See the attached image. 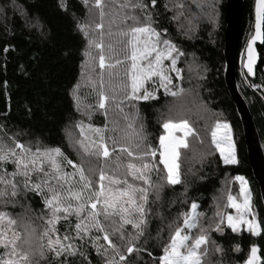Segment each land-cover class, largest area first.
I'll return each instance as SVG.
<instances>
[{"label": "trees", "instance_id": "1", "mask_svg": "<svg viewBox=\"0 0 264 264\" xmlns=\"http://www.w3.org/2000/svg\"><path fill=\"white\" fill-rule=\"evenodd\" d=\"M244 1L239 55L253 30L254 21L255 0ZM62 3L65 7H61ZM226 3L227 0H157L156 7L148 9L154 21L152 26L180 53L174 55L179 56L181 77L180 80L173 78L170 88L183 91L174 97L159 89L156 99L124 100L127 65L120 64L111 70V75L108 70L104 71L105 95L110 98L115 96V100H106V108L100 109L97 106L99 85L92 87L93 90L81 91L79 88L88 47V38L78 27L85 26L88 20V5L84 0H14V6L13 0H0V8H3L0 12V138L3 143L11 145L9 137H12L20 143L30 142L33 150L37 141L41 149L60 148L65 157L82 164L86 173L95 180L101 164L111 174L116 155L111 160L84 155L79 144L71 142V131L78 133V140L81 139L77 123L103 129L106 138L110 136L118 142L117 147L120 144L133 147L139 143L141 149L148 144L158 149L159 136L164 133L161 125L166 119L187 120L199 136V140L188 136L189 147L180 150L178 163L182 183L169 187L165 181L161 200L156 204H152L154 196L149 190L148 207L153 213L158 210L164 220L155 215L150 219L145 237L137 245L147 251L127 254L123 243L113 237L116 243L122 245L121 251L126 255L128 264H158V260L153 258L162 254L163 244L168 240L167 224L181 211H188L193 201L199 205L198 210L205 213L202 223L208 227V217L214 215L217 205L222 210L228 191L237 188L236 176H243L249 183L253 195L252 208L261 234L252 236L244 229L233 233L226 226L223 235L210 231L211 239L222 247L223 252L213 253L214 246L210 244L208 261L209 264H244L251 246L255 245L264 264V203L249 162L243 124L225 79ZM177 4L182 8H177ZM140 21L143 23V18ZM258 50L260 64L256 77L251 79L243 72L252 87L256 85L260 88L254 90L243 83L238 62L236 77L238 90L249 108L264 150V44ZM106 53L109 55L108 50ZM118 54H111L113 63L116 58L123 59L124 50ZM98 73L95 71V74ZM113 80L120 81V84L111 89L110 82ZM77 95L81 96L80 99ZM217 121L227 122L232 130L236 164L223 163L212 144L211 131ZM86 132L92 139H98L95 133L87 129ZM108 143L110 148L113 147L110 141ZM133 151H136L134 147ZM120 156L122 161L129 159L126 154ZM157 167L162 169L163 166ZM5 168L9 172L14 170L11 163ZM89 169L92 171L89 172ZM65 171L72 172L73 169L66 166ZM123 171V168L119 170L121 174ZM160 175L164 173L153 171L152 181L159 182ZM32 179L36 181L35 174ZM185 183L188 185L186 193ZM74 187L79 188V185L74 184ZM8 204V212L37 227L39 238L45 227L44 220L39 217H48L42 196L29 192L26 196L16 197L15 203ZM70 220L73 225L76 223L74 215ZM65 225L63 220L56 225L61 236L66 230ZM126 228L128 232L133 231L130 225ZM161 228L160 238L156 239L157 230ZM75 243L78 245L80 242ZM237 246L238 250H234ZM84 251L91 264H103V257L92 249L90 240L84 244ZM148 252L152 255L149 256ZM214 255L216 258L212 260ZM68 259L69 264H87L79 255ZM115 259L119 261L118 256ZM41 264L44 262L41 261Z\"/></svg>", "mask_w": 264, "mask_h": 264}, {"label": "snow or ice", "instance_id": "2", "mask_svg": "<svg viewBox=\"0 0 264 264\" xmlns=\"http://www.w3.org/2000/svg\"><path fill=\"white\" fill-rule=\"evenodd\" d=\"M84 3L87 5L88 0H84ZM156 5L157 0H148L147 3L145 0H123V2L112 0L113 9L118 11L109 22L107 34L113 36L111 26L117 24V33L115 34L123 38L121 44L124 50L123 59L117 58L113 63L111 55L113 46L111 44L107 46L109 55H106L103 39L105 35L103 32L106 15L105 4L102 0H94L93 6L99 10L100 23H97L95 28L101 30L99 32L100 39L89 38L88 46L98 50L100 80L97 106L100 109L106 108V100H115V96L110 98L105 95L104 71L108 70L111 75L113 68L126 62L129 63L125 70L127 78L125 89L127 90L123 97L124 100L156 99L155 92H150L145 88V82L152 81L153 77L159 78V87L163 88L167 95L175 97L183 91V89L172 91L168 87L172 84V77L166 72H175L176 79H180V70L176 67L177 60L173 56V53L177 55L180 53L168 39H163L160 32L152 26L154 21H152L148 9L154 8ZM61 7H65V5L62 3ZM165 7L167 8V5ZM176 7L182 8V5L177 4ZM125 9L129 11L124 12ZM134 10H139L143 15V23L139 16L132 14ZM2 11L3 8H0V12ZM109 14L112 15V13ZM127 21L133 23L128 24ZM262 23H264V0H256V34L249 40L248 61L245 64L250 75L253 73L255 63L253 42L257 39L264 41V35L261 32ZM78 27L88 38L89 33L85 26L78 25ZM90 55L91 52H85L86 57ZM92 59L95 61L96 57H92ZM165 60H170V68L164 66ZM76 127L80 129L81 136V139L76 143L79 144L84 155L97 159L104 158V160H111L112 156L116 155V163L111 169V174L101 164L98 178L94 180L86 173L82 164L78 165L65 157L60 148L41 149L39 141H37V146L33 150L30 142L20 143L9 137L12 143L8 145L3 143L0 138V200H3L5 204L15 203L16 197L26 196L27 193L33 192L42 196L44 206L48 210L47 218L39 217L44 220L45 227L40 233V243L37 249H32L30 242V236L35 232V229H32L30 233L25 227V235L22 238L16 228L17 220L7 212L0 211V249H2L0 264H41V261L44 264H69L68 258L77 255L82 257L87 264H91L84 251V244L89 240L92 249L96 251L97 255L103 257V264H128L126 255L121 251L122 245L116 243L113 237L123 243L127 254L147 251L137 245L140 239L145 237L150 219L155 215L161 221L164 220V216L158 210L153 213L152 209L148 207L149 190L151 189V194L154 196L152 204H156L161 200L165 181L169 187L181 184L178 163L180 150L189 147L188 136H195L199 140V136L185 119L178 121L166 119L161 125L164 133L159 136L158 149H153L150 144L141 149L140 144L137 143L133 146L136 151H133V147L124 144L117 147L116 140L110 136L106 138L103 129L94 128L91 124L77 123ZM86 129L95 133L98 139H92ZM220 129L225 130L221 138L225 142V146H222L221 139H218V130ZM177 132L181 134L176 135ZM137 135L139 137V134ZM211 137L212 144L220 153L223 163H238L232 130L227 123L217 121L211 131ZM139 138L143 142V138ZM109 141L113 145L111 148ZM120 154H126L129 159L126 162L122 161ZM8 163L14 166V170L11 172L5 168ZM157 165H162V169ZM66 166H70L73 171H65ZM121 168L124 169L122 174L119 172ZM91 171L92 169H89V172ZM153 171L158 174L164 173V175H160L159 182L152 181ZM33 174L36 176V181L32 179ZM75 177H78V180H74ZM234 179L240 184L239 196L241 199L238 200L229 192L225 207L234 209L235 214H227L217 205L214 215L208 217V227H205L202 223L205 213L199 211V205L193 201L188 211H181L167 224L168 240L163 244L162 254L158 258H153L158 260V264H209L210 244L214 246L213 250L216 254L223 252L222 247L211 239L210 231L223 235L225 226L233 233H239L243 226L244 230L249 231L252 236L261 234L256 216L253 214L251 219H248V214L251 211V193L247 188V181L243 176H236ZM74 184H78L79 188L74 187ZM184 187L186 193L187 183L184 184ZM21 188L23 192H21ZM9 196L11 199H7ZM73 215L76 218L74 225L70 220ZM61 220L66 222L63 236L59 234L56 227ZM127 225L131 226L132 232L127 231ZM162 231V228L157 230L156 239L160 238ZM73 233L75 234L73 235ZM76 241L80 243L77 245ZM234 250H238V246ZM110 252L111 259L109 258ZM258 252L259 249L255 245L251 246L244 264H262ZM148 255L151 256V252H148ZM117 256L119 261L115 259Z\"/></svg>", "mask_w": 264, "mask_h": 264}, {"label": "rangeland", "instance_id": "3", "mask_svg": "<svg viewBox=\"0 0 264 264\" xmlns=\"http://www.w3.org/2000/svg\"><path fill=\"white\" fill-rule=\"evenodd\" d=\"M102 2L105 4L104 11L106 13L105 18H104V22H103V24H104L103 32L105 33L104 38H103L104 39V44H105V53L108 50L107 46L109 44H111L113 46V53H115L116 55H120L118 53H120V52L122 53L123 52V48H122V44H121V41H122L123 38L120 37L118 34H115V33H117V24H113L111 26V30L114 33V35L113 36H109L107 34L109 32V22L112 20L113 15H115L118 10H114L113 9V7H112V0H102ZM121 2H123V0H121ZM87 5H88L87 6V8H88L87 9V12H88V20H87V23L85 25V28H86V30L89 33L88 39L89 38H91V39H96L97 38L96 40H99L100 39L99 32L101 30L95 28V25L97 23H100L99 10L96 9L93 6L94 5V0H88ZM123 11L124 12H128L129 10L128 9H125ZM212 12H214V11H212ZM109 13H112V15H110ZM209 13H211V12H209ZM132 14L139 16V11L134 10L132 12ZM139 18H143V15L141 14V16H139ZM127 23L128 24H132L133 22L132 21H127ZM253 26H254V21H253ZM120 27H123V25H120ZM252 36H253V30L249 33V35H248V37H247V39L245 41V45H244V48H243V52L239 55V59L237 60L238 66H239L238 68H239L240 74H241V79H242L243 83H245L249 88H254V87H252V85H250L248 83V81L246 80V76H245V74L243 72V66H244V61H245V53H244V51L246 49V46L248 44V41L251 39ZM87 51L88 52H91V55L88 56V57L85 56V58H86V65H85V67L83 69L84 70L82 72L83 77L81 78L80 85H79V88H80L81 91L93 90L92 87L94 88L95 86H97V84L99 85V80H100L99 73L98 74H95V71L100 72L99 64H98V50L95 49V48H90L88 46L87 47ZM174 54L175 53H173V56L177 60L176 67L178 68V58H179V56H175ZM106 55H107V53H106ZM92 57H96V60L93 61ZM115 58H116V56H115ZM127 63H129V62H126L123 65L126 66ZM163 64L167 68H170L171 67L170 60H165L163 62ZM166 74L167 75H170L172 77V84L168 85V87L170 88L173 85V78L176 79V73L175 72H166ZM180 77H181V75H180ZM97 78H98V80H97ZM176 80H180V79H176ZM110 83L112 84V87H111V89H112L113 87L118 86L120 84V81L113 80ZM145 88H147L150 92H153L154 91L155 92V96H157V91L159 89L164 90L163 88H160L159 87V78L158 77H153L152 81H146L145 82ZM170 89L172 91H175L173 88H170ZM126 90L127 89L124 88V93H125ZM76 97L78 99H80L81 96L80 95L79 96L77 95ZM223 123H227V122H223ZM224 131H225L224 129L218 130V139H221L223 137ZM180 134L181 133H179V132L176 133V135H180ZM70 135H71V142H72V144L73 145H77L76 142L78 141V133L77 134H74V132L71 131ZM232 138H233V142L235 144L234 137H233V133H232ZM221 144H222V146H225V142L222 139H221ZM235 149H236V147H235ZM237 185H238L237 188L236 189H233V188L230 189L228 191V194L230 192L234 197H236L238 200H240L241 198L239 196V193H240V184H239V182H237ZM247 188H248V190L251 193V201H250V203H251V211L248 214V219H251L252 215L254 214L253 208H252V206H253L252 205V203H253V195H252V191H251V188H250L248 182H247ZM226 199H227V196H226ZM1 201H3V200H1ZM1 201H0V209H3L1 211L7 212L12 218H14V219L17 220L16 228H17V231H19L21 233L22 238L25 235V227H27L28 232H30V233L32 232V229H35V232L32 233L31 236H30V242H31L32 249H37L38 248V245H39V238H38V229H37V227L35 225L30 224L29 221H27V220H24L23 221V219H18L16 216H14V214H11L10 212H8L6 210V208L9 206V204H5V203H3ZM225 203H226V200H225ZM225 203L223 205L222 210L225 213H227V214H233L234 215L235 214V210L234 209H231V208H226L225 207ZM242 229H244L243 226L241 227V230ZM213 253H215V252L213 251ZM258 255H260L259 252H258ZM215 258H216V256L214 255V257H212V260H214Z\"/></svg>", "mask_w": 264, "mask_h": 264}, {"label": "water", "instance_id": "4", "mask_svg": "<svg viewBox=\"0 0 264 264\" xmlns=\"http://www.w3.org/2000/svg\"><path fill=\"white\" fill-rule=\"evenodd\" d=\"M245 1L244 0H227L226 3V30H225V58H226V84L229 93L237 107L238 114L241 118L244 130L245 141L247 145L248 158L253 170L255 179L257 180L262 200L264 203V150L261 146V142L249 111V108L241 96L237 86V60L240 52V42L242 36V21L244 12ZM254 26L253 36L256 34V0L254 1L253 8ZM261 32L264 35V23L261 25ZM249 43V41H248ZM264 41L257 39L253 42V49L255 54V63L253 65V73L248 74V70L245 64L248 61V44L244 51L245 61L243 70L249 75L251 79H254L257 74V69L260 64L259 46H262Z\"/></svg>", "mask_w": 264, "mask_h": 264}, {"label": "built area", "instance_id": "5", "mask_svg": "<svg viewBox=\"0 0 264 264\" xmlns=\"http://www.w3.org/2000/svg\"><path fill=\"white\" fill-rule=\"evenodd\" d=\"M253 87H254V88H253L254 90H258V89L260 88V87H258V86H256V85L253 86ZM263 92H264V88H263Z\"/></svg>", "mask_w": 264, "mask_h": 264}]
</instances>
